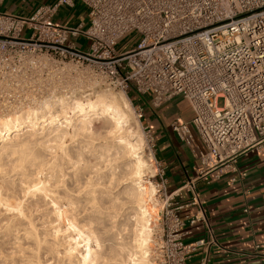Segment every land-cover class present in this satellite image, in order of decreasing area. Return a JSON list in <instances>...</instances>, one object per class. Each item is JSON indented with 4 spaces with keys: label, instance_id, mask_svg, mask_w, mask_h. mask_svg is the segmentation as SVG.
Returning a JSON list of instances; mask_svg holds the SVG:
<instances>
[{
    "label": "built area",
    "instance_id": "1",
    "mask_svg": "<svg viewBox=\"0 0 264 264\" xmlns=\"http://www.w3.org/2000/svg\"><path fill=\"white\" fill-rule=\"evenodd\" d=\"M77 1L89 10L88 26L54 21L60 7ZM135 32L138 44L118 52L119 42ZM80 36L85 46L72 39ZM16 61L26 78L44 82L33 102L59 90L69 94V81L77 75L85 82L91 67L125 93L132 88L137 96L152 94L155 107L186 98L192 122L177 120L173 130L188 144L191 124L198 132L206 148L200 176L214 169L222 174L228 164L235 168L239 156L264 144V0H58L28 17L0 12V70ZM64 78L68 83L62 84ZM138 112L144 116L142 107ZM158 175L163 204L153 226L152 264H190L217 241L185 242L187 222L179 213L184 206L167 193L162 171ZM190 188L201 205L187 216L195 225L206 218L195 185ZM208 261L207 253L196 264Z\"/></svg>",
    "mask_w": 264,
    "mask_h": 264
},
{
    "label": "bare ground",
    "instance_id": "2",
    "mask_svg": "<svg viewBox=\"0 0 264 264\" xmlns=\"http://www.w3.org/2000/svg\"><path fill=\"white\" fill-rule=\"evenodd\" d=\"M89 91L0 117V264H147L153 171L122 130L140 125L127 93Z\"/></svg>",
    "mask_w": 264,
    "mask_h": 264
},
{
    "label": "crops",
    "instance_id": "3",
    "mask_svg": "<svg viewBox=\"0 0 264 264\" xmlns=\"http://www.w3.org/2000/svg\"><path fill=\"white\" fill-rule=\"evenodd\" d=\"M57 1L0 0V12L28 17L40 6ZM77 2L71 8L60 7L54 21L70 27L81 23L88 26L90 22L87 23L83 15L71 19L67 12L63 13L64 8H75ZM80 4L85 6L82 2ZM86 11L90 18L87 7ZM134 99L143 109L144 123L151 129L153 152L166 191L169 195L174 194L175 203L184 206L179 213L187 222L185 230L189 233L184 237L185 242L211 237L217 241L207 250L202 248L189 263L196 264L203 254L208 253V264H264V144L259 150L239 156L235 168L228 164L223 167L222 174L214 169L206 176H200V155L206 148L198 132L191 124L194 138L188 144L173 130V123L177 120L192 122L194 111L190 102L177 96L155 107L152 94ZM141 99L146 101L147 110ZM192 183L200 196L206 218L195 225H190L187 218L201 207L194 202Z\"/></svg>",
    "mask_w": 264,
    "mask_h": 264
},
{
    "label": "rangeland",
    "instance_id": "4",
    "mask_svg": "<svg viewBox=\"0 0 264 264\" xmlns=\"http://www.w3.org/2000/svg\"><path fill=\"white\" fill-rule=\"evenodd\" d=\"M77 2L76 7L68 10V8H64L66 11L63 10V13L67 12L68 15L71 16V19H74L77 15H83L86 18V22H90V18L87 15L86 7L82 6V4ZM25 35H28L27 31L24 33ZM72 39L77 43L78 46H85L87 44L86 39L83 36H80L78 38L72 37ZM140 36L138 33H131L128 36H126L119 44L117 45L118 52H124L126 50H129L133 47H135L139 42ZM66 78H64V82L62 84L68 83L65 82ZM44 82H41L40 80L36 78H26L24 76L23 70L21 69L20 62L16 61L15 65L12 64V66H8L6 68H2L0 70V117L8 113L13 112H20L24 109L28 108H37L41 107L43 103L51 100H55L56 97L64 96L67 94H64L62 90H59L56 94L49 95L47 98L43 99L44 102H33L32 95L36 94L37 90L42 86ZM69 83L73 86L72 92H82V91H89L92 90H103L106 88L112 89L114 93H124L123 90L120 87H116L114 84L111 83L110 79H105L104 77L100 76L94 67H91V70L88 72L87 78L84 82L81 76L75 75L74 78H72ZM85 83V84H84ZM47 84V83H46ZM60 85V84H59ZM70 92L68 95H71ZM90 92V91H89ZM92 92V91H91ZM94 95V94H93ZM91 95L92 97H94ZM128 98L131 101V107H132V114L134 118L138 121V124L140 125L139 128L137 124L132 123L131 126L124 124L122 130L124 134H128L131 131H140L142 137L145 140V155L148 165L151 167V171L153 173L148 172L147 175V181L146 185L149 188L150 183H154V187L156 188V197L154 200L156 201V219H153L152 223V229L154 224H157V218L160 216V209L162 207L163 201L160 196L161 191H159L161 188L163 189V185L160 184V177L158 175V166L157 161L154 156L153 152V138L150 133L147 132V129H145L146 124L143 121V117L139 116L138 112V102L134 99L137 95L135 91L130 88L128 90V93L126 94ZM150 95V94H148ZM141 103L145 106V109L147 110L146 101L143 99L140 100ZM220 105L223 104V100L219 101ZM136 121V122H137ZM67 143H70L68 141ZM152 155V156H151ZM122 158L119 156L117 161L121 163L120 161ZM154 205V203L150 204ZM123 217H120L121 220ZM117 221V220H116ZM118 222V221H117ZM113 230H117V227H114ZM127 230H129V227H127ZM1 233V232H0ZM51 236V237H50ZM101 236V233H100ZM48 238H53V235L49 231ZM152 240H153V231L151 234V242H150V249H149V255H148V262L147 264H152ZM186 241V240H185ZM9 247V246H8Z\"/></svg>",
    "mask_w": 264,
    "mask_h": 264
},
{
    "label": "clouds",
    "instance_id": "5",
    "mask_svg": "<svg viewBox=\"0 0 264 264\" xmlns=\"http://www.w3.org/2000/svg\"><path fill=\"white\" fill-rule=\"evenodd\" d=\"M46 246H48V239L46 237L41 238L38 240L36 247L32 249V251H35L37 254H39L40 250ZM36 264H40L39 260L36 261Z\"/></svg>",
    "mask_w": 264,
    "mask_h": 264
}]
</instances>
